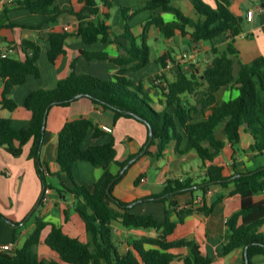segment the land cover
<instances>
[{
    "label": "trees",
    "instance_id": "trees-1",
    "mask_svg": "<svg viewBox=\"0 0 264 264\" xmlns=\"http://www.w3.org/2000/svg\"><path fill=\"white\" fill-rule=\"evenodd\" d=\"M79 1L82 4L81 10L69 11L79 21L75 35L85 45H93L98 41L108 43L112 37L111 29L106 24L109 15L98 17L100 9L96 0ZM103 1L104 6L109 8V3ZM216 1V8H212L203 0H191L203 18L198 21L173 7L168 0H151L146 5L145 9L150 11L161 9L175 14L176 21L166 23L161 17L151 18L145 28L156 26L166 39H172L179 33L182 38H187L190 51L223 34L231 40L224 51L212 49L211 66L201 74L181 71L172 82H167L163 74L162 79L167 86H159L164 96V100L160 102L163 105L161 110L157 109L146 94L142 83L126 76L129 69L137 72L150 62L147 32L136 37L126 24L124 36L130 42L126 57L114 59L106 52L91 53L86 50L81 54L89 60L101 59L119 66L127 65L128 69L109 78H100L79 75L73 63L70 76L60 80L53 88L33 91L27 97L25 107L32 117L23 128L15 129L9 119H0V148H4L11 157L19 158L23 154L24 146L32 142L29 158L34 161L37 176L46 192L51 186L47 183V163L41 160V150L45 136L43 127L50 107L70 106L80 96L102 110L112 112L114 124L121 118L136 120L147 129L145 145L150 139V128L153 131V141L145 156L151 155V148L156 147V155L163 157L168 147L175 142L179 154L195 151L205 167L203 174L196 178L168 179L161 195L157 196H164L160 202L198 190L206 193L212 186L234 185L231 194L240 196L241 210L228 221L229 240L222 249V255L245 249L249 264H252L254 257L264 256V234L259 232L264 225V202L254 200L256 195L264 192V170L230 180L238 173L226 177L224 168L214 164V160L226 146L217 136L220 126L224 127L227 141L235 152L240 144L241 131L244 130L254 140L251 150L264 155V57L249 64L240 60L234 40L243 32V19L230 10L231 0ZM55 4L56 0H10L5 5L3 14L7 16L12 11H28L31 14L47 15L48 23H53L62 14ZM122 11L127 22L129 9L122 8ZM72 35L73 33L67 31L50 33L48 58L51 62L55 63L59 56L66 54L65 42ZM21 48L25 53L23 61L7 56L0 59V77L4 84L0 105L11 112L18 107L12 97L15 89L25 85L29 76L40 77L37 62L42 49L32 42H23ZM168 61H175V58L171 51L166 50L160 54L158 63L166 68ZM225 86L236 87L239 96L218 102L216 93ZM187 95L197 96V103L202 106L200 112L205 108L209 109L210 113L204 120H195L198 107L185 99ZM184 141L185 148L180 150ZM117 156L113 136L92 120L79 118L67 122L58 135L56 161L60 177L63 175L68 184L61 179L62 188L58 191L67 200L69 197L73 199L74 211L86 225L88 242L83 243L65 234L61 228L37 219L34 212L32 218H36L35 230L21 249H0V264H173L177 255L172 251L181 248L190 250V255L181 260L182 264H212V259L203 254L195 241L169 240L178 224L170 220L168 213L164 220H159L152 214L138 215L132 212L133 209L128 204L107 194L108 186L115 180L111 187L112 193L114 186L122 179V176L116 179L111 166L118 165L123 169L129 162L121 163ZM79 162H87L103 170V175L92 192L73 176L74 166ZM140 181L141 179L138 183ZM212 182L216 183L211 184ZM198 186L201 188L197 189ZM170 207L176 212L180 223L184 222L185 215L193 211L180 208L174 201H170ZM213 209L214 206L202 208L200 211L209 215ZM64 213L68 215L67 210ZM7 222L12 223L0 213V226ZM114 222H120L125 228L154 230L159 235L134 241L131 244L132 250L121 255L113 241ZM48 226H51V232L45 239V244L59 256V260L52 262H47L37 253L42 231ZM145 244L152 248L145 249Z\"/></svg>",
    "mask_w": 264,
    "mask_h": 264
},
{
    "label": "crops",
    "instance_id": "crops-1",
    "mask_svg": "<svg viewBox=\"0 0 264 264\" xmlns=\"http://www.w3.org/2000/svg\"><path fill=\"white\" fill-rule=\"evenodd\" d=\"M15 1V0H12ZM24 1V0H20ZM37 2L39 0H30ZM100 9L99 18L108 14L106 24L110 27L112 37L110 41L103 44L101 41L93 45H85L77 37L76 31L79 21L69 13L79 12L82 4L79 0H56V7L62 12L56 21L48 23V16L31 14L28 11H12L4 16V7L10 0H0V59L2 55L9 58L23 61L25 53L22 50L23 42L37 44L42 53L38 59L37 66L40 70V77L29 76L25 85L17 87L12 95L18 107L11 112L0 105V119H9L15 129L23 128L31 120L32 114L25 107L27 97L33 92L42 89H50L67 78L75 71L79 75H90L100 78H109L128 69L129 66H119L107 60L87 59L81 54L86 50L91 53L106 52L110 58L126 57L130 42L124 36L125 25L131 28L132 33L139 37L145 31L148 34V46L150 47L149 64L133 72L129 69L127 77L134 78L144 86V91L154 102L157 109H162L161 101L164 100L162 89L155 84V78L163 73L167 82L174 81L181 71L198 72L201 74L209 68L213 56V48L224 51L230 43V38L223 34L212 42H203L199 48L190 51L187 38H182L178 33L172 39H166L156 26L146 25L151 18L161 17L166 23L176 21L175 14L165 12L161 9L153 11L147 10L146 5L151 0H106L109 8L104 6L103 0H96ZM171 5L182 11L189 18L198 21L203 19L197 12L191 0H168ZM212 8H216V0H203ZM122 8L129 9V20L126 22ZM230 10L243 19V32L234 40V46L239 52L240 60L249 64L254 60L264 57V0H231ZM254 11L251 21L247 20V14ZM14 26V27H11ZM67 31L73 33L65 42L66 54L59 56L55 63L48 58L50 46L48 36L50 33ZM191 31V29H189ZM139 41V40H138ZM163 42L166 49L161 52L157 49V44ZM169 50L175 61L170 62L169 68H163L158 59L163 51ZM160 52V53H159ZM236 66V71H237ZM3 80L0 77V99L3 93ZM239 96L236 87L225 86L216 93L218 102L229 101ZM193 105H197L198 111L194 118L197 122L204 120L210 113L208 108L203 112L202 106L197 103L196 95L185 97ZM79 118L92 120L101 128L110 127V133L116 142L117 159L119 162L128 164L133 161L144 150L148 137L147 129L144 125L133 119L121 118L114 124V115L110 111H104L91 103L84 97L77 98L70 106L50 107L46 123L44 143L41 150V160L47 163V183L51 186L46 190L42 204L35 209L36 218L47 224L61 228L63 232L72 238H77L83 243L88 242L86 225L81 217L74 211V201L71 197L67 200L59 194L62 188L61 179L68 184L66 178L61 175L57 164L58 135L67 122ZM217 136L226 143L223 151L215 158L214 164L224 168L226 177L238 174H247L264 168V155H259L251 150L254 140L250 134L241 131L240 144L236 152L228 143L224 127L217 129ZM186 141L180 146V150L185 148ZM32 142L23 148V154L19 158H13L6 153L4 148H0V213L10 222L0 226V249L5 246H13V249H21L29 235L36 228V218H29L40 200L44 190L40 179L37 176L35 163L29 158ZM146 146V145H145ZM145 148V147H144ZM143 149V150H142ZM157 148H151V155L136 159L121 174L122 170L118 165H112V173L122 179L114 186L112 194L114 198L131 206L132 212L138 215L152 214L159 220H164L166 213L171 221L178 224L175 233L169 237L170 241L189 240L195 241L201 247L205 256L212 259V264H245V249H238L224 256L222 249L229 240L228 221L241 210V199L238 195H232L234 185L228 187L212 186L206 193L201 191L189 192L171 197L169 201L160 202L155 200L160 196L165 183L173 177L196 178L202 175L205 167L202 166L197 153L191 151L187 154H179L176 151V143L173 142L166 150L163 157H158ZM168 159L169 163L160 164L161 160ZM198 161V165L193 164ZM154 169L155 175L150 174ZM133 173V189L125 188V177L129 171ZM103 175L101 168H95L90 163L79 162L74 166V178L84 184L91 192L95 184ZM138 183V180H140ZM152 199V200H148ZM148 200V201H147ZM256 202H264V192L254 197ZM170 201H174L180 208L192 209L193 211L184 216V222L180 223L174 209L170 207ZM41 203V202H40ZM214 206L211 214L206 215L200 210ZM68 215H65V211ZM33 212V213H34ZM31 222V223H30ZM19 227H15L20 225ZM30 223V224H29ZM113 241L118 252L122 255L131 249L134 241L144 238H155L159 234L154 230H142L125 228L120 222L113 223ZM51 232V226L46 227L41 234V242L37 247L38 255L47 262L59 260L56 252L52 251L46 244L45 239ZM259 232L264 234V225ZM145 249L152 248L145 244ZM177 255L173 264H182V259L190 255L188 248H181L172 251ZM252 264H264V256L254 257Z\"/></svg>",
    "mask_w": 264,
    "mask_h": 264
},
{
    "label": "water",
    "instance_id": "water-1",
    "mask_svg": "<svg viewBox=\"0 0 264 264\" xmlns=\"http://www.w3.org/2000/svg\"><path fill=\"white\" fill-rule=\"evenodd\" d=\"M78 97H80V96H78ZM43 131L45 132V125H44V127H43ZM149 137H150V139H149L148 143L146 144L144 150L141 152V154H139V155H138L133 161H131L129 164H127V166L122 170V172H121L120 175H122V174L125 172V170L130 166L131 163H133L136 159H138V158L141 157L143 154H145L146 151L148 150L149 146L151 145V143H152V141H153V131H152L151 128H150ZM263 170H264V168H261L260 170L255 171V172H251V173H247V174H238V175L234 176L233 178H231L230 180H234V179L239 178V177H242V176H251V175H254V174L258 173L259 171H263ZM118 178H119V177H118ZM114 182H115V180H114V181L108 186V188H107V190H106L107 194H108L110 197H112L111 187H112V185H113ZM215 183H216V182H212L211 184H215ZM196 188L199 189V188H201V186H198V187H196ZM44 194H45V189L43 190V192H42V194H41V197H40V200H39V202L37 203L36 207H35L34 210L30 213V215L26 218V221L29 220V218L31 217V215L33 214V212L35 211V209L39 206L41 200H42L43 197H44ZM162 198H164V196L161 197V198H156L155 200H160V199H162ZM148 200L150 201V200H152V199H148ZM148 200H147V201H148ZM129 207H132V205L129 206ZM19 226H21V224L18 225V226H15V227H19ZM245 264H249V256H248V252H247V250H246V252H245Z\"/></svg>",
    "mask_w": 264,
    "mask_h": 264
},
{
    "label": "rangeland",
    "instance_id": "rangeland-1",
    "mask_svg": "<svg viewBox=\"0 0 264 264\" xmlns=\"http://www.w3.org/2000/svg\"><path fill=\"white\" fill-rule=\"evenodd\" d=\"M157 46V49H158V51H162V50H164V49H166V46H165V44L163 43V42H160L159 44H157L156 45ZM159 52V53H160ZM157 86V85H156ZM165 163H169V160L168 159H165V160H161V163L160 164H165ZM199 163H198V161L197 162H195L193 165L194 166H197ZM150 174L151 175H155L156 174V172L154 171V169H151L150 170ZM133 173H132V171L130 170L129 172H128V174L126 175V177H125V181H124V184H125V188H127V189H133ZM113 195V194H112ZM0 205H2V207L3 208H6V206L4 205V204H2L1 202H0ZM26 221V218H25V220L23 221V222H25ZM31 223V222H30ZM29 223V224H30ZM21 225H22V223H20Z\"/></svg>",
    "mask_w": 264,
    "mask_h": 264
},
{
    "label": "built area",
    "instance_id": "built-area-1",
    "mask_svg": "<svg viewBox=\"0 0 264 264\" xmlns=\"http://www.w3.org/2000/svg\"><path fill=\"white\" fill-rule=\"evenodd\" d=\"M253 16H254V11L248 12V14H247V20L251 21L252 18H253ZM5 57H6V55H2V58H5ZM169 67H170V62H167L166 68H169ZM162 76H163V73H160V74H158L156 76V78H155V84L158 85V86H161L163 88H166L167 83L163 81ZM102 129L105 130L108 133H111L112 132V129L110 127H107V126H103ZM1 250H3V251H12L13 250V246L12 245L5 246V247L1 248Z\"/></svg>",
    "mask_w": 264,
    "mask_h": 264
}]
</instances>
